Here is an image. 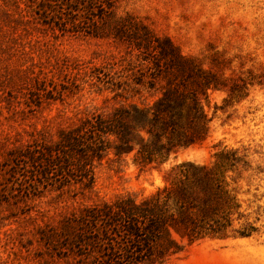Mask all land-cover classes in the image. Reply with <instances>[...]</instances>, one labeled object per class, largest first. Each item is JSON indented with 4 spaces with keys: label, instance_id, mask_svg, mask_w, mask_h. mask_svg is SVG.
I'll list each match as a JSON object with an SVG mask.
<instances>
[{
    "label": "rangeland",
    "instance_id": "374dc122",
    "mask_svg": "<svg viewBox=\"0 0 264 264\" xmlns=\"http://www.w3.org/2000/svg\"><path fill=\"white\" fill-rule=\"evenodd\" d=\"M152 42L172 44L209 78L203 139L144 167L136 150L111 152L92 187L57 169L41 177L36 160L63 130L161 95L136 81L150 73ZM226 146L257 150L264 167V0H0V264H96L85 209L139 201L171 165L209 162ZM254 192L264 207V171L247 196ZM256 226L251 236L206 237L134 264H264L263 209Z\"/></svg>",
    "mask_w": 264,
    "mask_h": 264
},
{
    "label": "trees",
    "instance_id": "16d2710c",
    "mask_svg": "<svg viewBox=\"0 0 264 264\" xmlns=\"http://www.w3.org/2000/svg\"><path fill=\"white\" fill-rule=\"evenodd\" d=\"M151 46L157 57L151 58L150 73L136 81L161 95L152 104L92 113L63 130L58 143L36 160L41 177L49 179L57 169L63 181L70 177L92 187L97 164L111 152L120 156L136 150L135 161L144 167L162 164L171 152L203 139L209 119L202 96H207L209 78L172 44ZM159 79L163 87L155 86ZM257 152L226 146L209 162H177L164 172V184L141 200L126 196L85 209L83 221L92 229L83 240L98 253L96 264L157 262L206 237L251 236L264 211L261 196H247L264 171L254 158ZM98 226L103 236L93 235Z\"/></svg>",
    "mask_w": 264,
    "mask_h": 264
}]
</instances>
